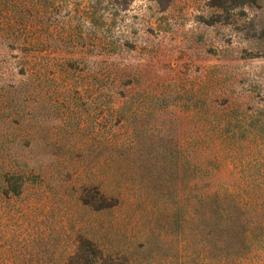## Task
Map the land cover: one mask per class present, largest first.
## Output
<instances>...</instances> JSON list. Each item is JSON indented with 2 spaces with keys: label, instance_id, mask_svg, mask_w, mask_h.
<instances>
[{
  "label": "rangeland",
  "instance_id": "obj_1",
  "mask_svg": "<svg viewBox=\"0 0 264 264\" xmlns=\"http://www.w3.org/2000/svg\"><path fill=\"white\" fill-rule=\"evenodd\" d=\"M0 264H264V0H0Z\"/></svg>",
  "mask_w": 264,
  "mask_h": 264
}]
</instances>
